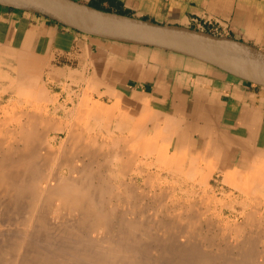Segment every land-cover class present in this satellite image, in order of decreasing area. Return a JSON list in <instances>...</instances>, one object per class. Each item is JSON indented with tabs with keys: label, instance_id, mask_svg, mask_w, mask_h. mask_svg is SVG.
Listing matches in <instances>:
<instances>
[{
	"label": "crops",
	"instance_id": "0c3cea01",
	"mask_svg": "<svg viewBox=\"0 0 264 264\" xmlns=\"http://www.w3.org/2000/svg\"><path fill=\"white\" fill-rule=\"evenodd\" d=\"M72 1L264 51L263 0ZM33 66L44 70L38 84L57 97V105L87 91L94 101L118 107L128 132L163 146L169 158L191 160L183 166L189 163L193 174L264 183V83L0 5V102L32 97L28 72ZM195 161L210 168H198Z\"/></svg>",
	"mask_w": 264,
	"mask_h": 264
},
{
	"label": "bare ground",
	"instance_id": "6f19581e",
	"mask_svg": "<svg viewBox=\"0 0 264 264\" xmlns=\"http://www.w3.org/2000/svg\"><path fill=\"white\" fill-rule=\"evenodd\" d=\"M43 71L33 66L28 72L39 101L49 95L37 81ZM85 94L77 97L76 113L111 117L104 103ZM112 126L106 131L114 145L105 141L103 147L105 136L96 149L81 141L85 132L73 123L29 110L0 123V264H264V216L256 220L253 212L233 228L210 221L207 230L191 227V217L186 222L162 196L138 193L139 177L132 183L124 177L139 160L137 152L151 153L157 144L139 139L124 123ZM49 130L57 132L51 139ZM140 169L137 175L146 177ZM198 214L191 215L196 225Z\"/></svg>",
	"mask_w": 264,
	"mask_h": 264
},
{
	"label": "rangeland",
	"instance_id": "374dc122",
	"mask_svg": "<svg viewBox=\"0 0 264 264\" xmlns=\"http://www.w3.org/2000/svg\"><path fill=\"white\" fill-rule=\"evenodd\" d=\"M85 93L76 94L75 96L70 95L67 104L60 103L59 105H57V97H51V95L49 94L47 100L39 101L33 98V93L32 97L29 98L12 99L11 101H9L10 103L8 101L0 102V123H3V121H7L8 119L9 121L15 122V119L18 115H21L24 112H28L29 110L30 113L36 112L41 115H46L50 118H56V121H59L60 123H73L77 126V128L81 129V132H85L82 135L80 134L81 141L83 139V141H85L86 144L88 143V145L91 147L93 146L97 149L102 144L104 145L102 146L105 147L107 146L106 142L107 144H109L107 147H112V145L114 144H111V137H109V134L106 130L108 129V127H111V125L115 126L120 122L124 123L122 121L123 114L120 111H117L115 107H110L107 105L106 108L111 111L112 114L110 115L111 117L108 118L100 117L97 119L95 117H92L87 112H83V110L76 113L75 107L77 97L80 95L86 96ZM20 110L22 113L20 112ZM6 111L10 112L4 115ZM72 113H75V115L72 117V119L70 118L69 121V116ZM47 132L49 139H51V137L57 133L53 130H49ZM100 133H103L102 136L100 135ZM105 136L107 139H102L105 138ZM62 137L65 138V134H62ZM100 138L103 140V143ZM93 140L97 142L95 143V141ZM108 140L110 142H108ZM93 142L97 146L93 145ZM99 142L102 144H100ZM59 145V142L56 143L55 148H58ZM133 146H136V144L133 143ZM154 146L155 149H153L151 153H146V151L137 152L139 160L137 159V161L133 164L131 170L124 172L125 179L127 178L126 180L130 183L133 182L132 180L134 178L136 179V177H139V187L137 190L138 193L143 194L147 197H151V195L153 196V194L156 196H162V203H164V205H168L169 207L173 204L176 205V207L173 208V211L177 210L176 213L178 215L180 214L184 218V220H186V222H188L187 220L191 217L189 219L190 222L192 221L190 225L193 226L191 227H197L199 225L207 230L206 222L210 221L209 223L211 224L215 223L214 225L217 226L215 228H218V226H220V228H233L236 227L237 224L238 226L242 225L246 221L245 219L247 218V216H249V214L253 215L251 214L253 212V217H255L256 220H261V218H263L264 183L262 184V182L258 181L254 184L250 183V188L249 186H247L246 189L244 187L246 186V183L240 184L229 182V180H225L223 182L222 179L218 177L215 172H213L212 176L209 177L207 182H205L204 184L200 181L202 177L201 174H193V178L188 176L187 173L191 171V166L189 165V163L183 166L184 160H179L178 157L174 159L167 157L165 159L163 157V155H165V149L163 148V146L158 145V149L156 145ZM186 161L191 162V160ZM195 162L196 164L194 166L198 167L197 164H200V166L207 168L209 167L207 165H204L202 162ZM140 168L144 169V176L146 177L137 175V172ZM52 169L56 171L58 169L57 165H53ZM205 171L209 172L206 169ZM205 174L207 173L205 172ZM122 180L123 179H120V181ZM181 204L186 207L182 206ZM159 209L161 210V208ZM194 211L199 213L198 220H200L197 222V225L195 222H193L191 216ZM202 221L204 224L201 223ZM240 230L242 231L241 227H239V231ZM214 231L216 233V229Z\"/></svg>",
	"mask_w": 264,
	"mask_h": 264
},
{
	"label": "water",
	"instance_id": "95a60500",
	"mask_svg": "<svg viewBox=\"0 0 264 264\" xmlns=\"http://www.w3.org/2000/svg\"><path fill=\"white\" fill-rule=\"evenodd\" d=\"M0 5L46 16L90 36L179 53L243 78L255 80L247 73L264 77V51L244 42L119 16L72 0H0Z\"/></svg>",
	"mask_w": 264,
	"mask_h": 264
}]
</instances>
